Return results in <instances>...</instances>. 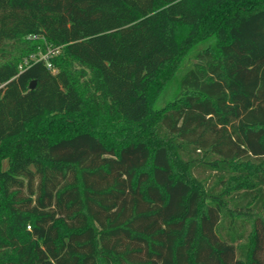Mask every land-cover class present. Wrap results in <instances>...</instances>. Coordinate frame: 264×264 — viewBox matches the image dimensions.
Segmentation results:
<instances>
[{
  "label": "trees",
  "instance_id": "obj_1",
  "mask_svg": "<svg viewBox=\"0 0 264 264\" xmlns=\"http://www.w3.org/2000/svg\"><path fill=\"white\" fill-rule=\"evenodd\" d=\"M0 264H264V0H0Z\"/></svg>",
  "mask_w": 264,
  "mask_h": 264
},
{
  "label": "rangeland",
  "instance_id": "obj_2",
  "mask_svg": "<svg viewBox=\"0 0 264 264\" xmlns=\"http://www.w3.org/2000/svg\"><path fill=\"white\" fill-rule=\"evenodd\" d=\"M163 32L165 34V36H167L168 38H170L177 46V44L179 43V39H180V34L179 31L171 26H166L163 27ZM100 54L99 56L101 57V61H104L103 63L106 64L107 67L111 68L112 67V61L109 57V55L103 50V51H99ZM5 166H7V162L5 161ZM236 182H245L244 180L242 181L241 179H238ZM235 183V181L233 182ZM233 183H231L233 185ZM150 203L142 201V202H138V206L139 208L143 209L146 206H149ZM139 208H137V204L135 202H122L121 205L117 208V210L115 212L112 213V215L110 216V218L114 221H121L124 220L125 218H127L128 216L132 215V213H139V215L134 218L133 222L136 223V221L139 222H145V225H149L151 226L152 223H155L154 225H157L156 227H154L152 229V231H156V237H160L159 239H162L164 241H166V234L162 235L161 232L162 230H160V226L158 225V221H160V219H158V212L156 208H147L146 212H139ZM157 222V224H156ZM159 240L158 242V246L163 244V241ZM161 241V242H160ZM161 243V244H160Z\"/></svg>",
  "mask_w": 264,
  "mask_h": 264
},
{
  "label": "water",
  "instance_id": "obj_3",
  "mask_svg": "<svg viewBox=\"0 0 264 264\" xmlns=\"http://www.w3.org/2000/svg\"><path fill=\"white\" fill-rule=\"evenodd\" d=\"M35 83H36V81L35 80H32L31 81V84H30V87L33 88L35 86Z\"/></svg>",
  "mask_w": 264,
  "mask_h": 264
},
{
  "label": "built area",
  "instance_id": "obj_4",
  "mask_svg": "<svg viewBox=\"0 0 264 264\" xmlns=\"http://www.w3.org/2000/svg\"><path fill=\"white\" fill-rule=\"evenodd\" d=\"M43 56H45V55H43Z\"/></svg>",
  "mask_w": 264,
  "mask_h": 264
}]
</instances>
